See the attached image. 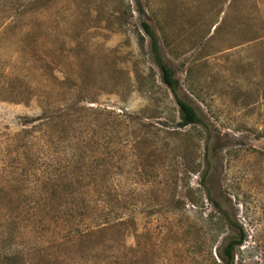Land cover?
I'll list each match as a JSON object with an SVG mask.
<instances>
[{"label":"rangeland","instance_id":"obj_1","mask_svg":"<svg viewBox=\"0 0 264 264\" xmlns=\"http://www.w3.org/2000/svg\"><path fill=\"white\" fill-rule=\"evenodd\" d=\"M229 237L264 264V0H0V264H221Z\"/></svg>","mask_w":264,"mask_h":264},{"label":"trees","instance_id":"obj_2","mask_svg":"<svg viewBox=\"0 0 264 264\" xmlns=\"http://www.w3.org/2000/svg\"><path fill=\"white\" fill-rule=\"evenodd\" d=\"M141 27L148 40V51L151 60L159 70L161 81L169 89L178 106V126L184 127L187 125L202 123V118L198 115L196 109L179 96V80L175 76L174 70L164 60L154 30L145 20L141 21ZM241 241L242 239L237 237H229L222 240L220 245L217 246V255L221 264H233L234 249L241 243Z\"/></svg>","mask_w":264,"mask_h":264}]
</instances>
